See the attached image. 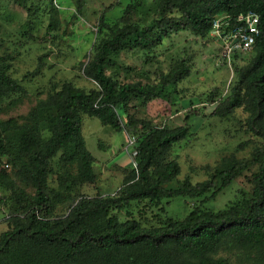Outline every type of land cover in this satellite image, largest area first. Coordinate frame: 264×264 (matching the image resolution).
Masks as SVG:
<instances>
[{"label":"rangeland","instance_id":"374dc122","mask_svg":"<svg viewBox=\"0 0 264 264\" xmlns=\"http://www.w3.org/2000/svg\"><path fill=\"white\" fill-rule=\"evenodd\" d=\"M157 19V0H26L25 4L0 0V66L21 86L20 91L0 95V235L8 228V217L23 214L34 194L28 181L32 158L20 150L18 137L24 125L30 124L39 128L43 140L49 137L54 110L41 108L38 103L64 83L86 92L99 89L84 74L83 67L92 58L93 44L100 35L96 27L102 20L158 31ZM221 51L220 41L210 33L201 37L183 29L168 31L152 48L141 49L132 41L110 54L105 64L108 76L118 83L140 81L153 86L156 93L146 102L131 97L126 113L118 108L122 123L132 115L157 127L174 128L184 123L186 114L190 116L184 123L189 125L186 137L164 154L163 162L174 159L180 167L176 179L166 187H175L176 180L185 178L192 183L208 180L214 170L224 169L230 158L246 164L229 186L206 202L202 201L203 195L163 197L159 205L132 201L110 212L119 221L134 219L142 227H156L169 219L184 218L195 206L219 212L242 207L251 197L253 174L260 163L254 160V153L264 146V139L247 128L251 111L244 100L248 97L226 115H211L213 104L208 95L216 91L219 102L229 96L232 88L239 86L236 69L244 66L254 51L231 60L222 57ZM180 59L189 65V75L176 84L162 86V77ZM11 119L15 125L5 123ZM81 126L86 148L93 157L95 181L71 186L77 173L76 161L69 158L70 148L58 151L49 161L42 184L54 201L50 218L66 214L70 201L81 196L113 195L133 169L126 145L128 134L123 129L116 130L87 114L82 115ZM214 184L219 186L218 177ZM217 255L228 258L227 264H254L250 259H238L235 251L224 250Z\"/></svg>","mask_w":264,"mask_h":264},{"label":"trees","instance_id":"16d2710c","mask_svg":"<svg viewBox=\"0 0 264 264\" xmlns=\"http://www.w3.org/2000/svg\"><path fill=\"white\" fill-rule=\"evenodd\" d=\"M15 1L26 3V0ZM249 11L259 15V34L252 47L254 55L236 69L239 86L233 87L229 96L219 102L214 91L208 99L213 104L211 115H226L242 105L243 97H248L244 100L251 111L247 128L264 139V0H157L158 31L153 27L127 22L119 26V22L102 20L96 27L100 35L93 44L92 58L83 67L84 74L99 89L86 92L64 83L38 103L41 108L54 110L48 126L49 137L43 140L39 128L31 124L24 125L20 132V150L32 158L28 181L34 187V194L23 214L7 219L8 228L0 235V264H227L228 258L217 255L224 250L235 251L238 259L264 264V146L254 153V160L260 163L253 174L251 197L242 207L214 212L195 206L184 218L169 219L156 227H142L134 219L119 221L110 213L132 201L159 205L163 197L203 195L202 201L206 202L229 186L246 165L230 158L224 169L214 170L208 180L192 183L185 178L176 180L175 187H166L176 179L180 167L174 159L163 162L164 154L186 137L189 125L184 123L190 116L186 114L184 123L174 128L157 127L132 115H127L122 123L118 108L126 113L131 97L146 102L156 93L153 86L140 81L118 83L108 76L105 64L110 54L121 51L126 42L132 41L141 49L152 48L168 31L186 29L204 37L209 35L215 17L231 16L227 25L231 27L239 13ZM189 73V65L180 59L162 77L161 84H176ZM20 90L19 83L0 66V95ZM83 114L137 136L135 166L113 195L81 196L75 202L70 201L66 214L50 218L54 201L42 184L46 181L49 161L58 151L70 148L69 158L76 161L77 173L71 186L95 181L93 157L82 135ZM5 123L16 124L12 119ZM1 136L0 129V151L3 150ZM217 177L220 184L215 187Z\"/></svg>","mask_w":264,"mask_h":264},{"label":"built area","instance_id":"2783aa9c","mask_svg":"<svg viewBox=\"0 0 264 264\" xmlns=\"http://www.w3.org/2000/svg\"><path fill=\"white\" fill-rule=\"evenodd\" d=\"M231 16L222 15L215 17L212 23L210 35L216 37L221 44L222 57L231 60L235 55H240L252 49L259 34V15L254 12L239 13L236 22L231 27H227ZM138 138L135 135H128L127 146L129 156L135 166L133 157L136 154Z\"/></svg>","mask_w":264,"mask_h":264}]
</instances>
